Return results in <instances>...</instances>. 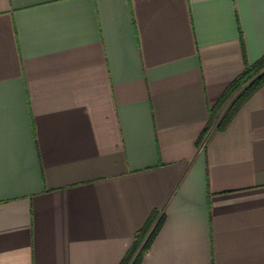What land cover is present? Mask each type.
Instances as JSON below:
<instances>
[{
	"label": "crops",
	"instance_id": "1",
	"mask_svg": "<svg viewBox=\"0 0 264 264\" xmlns=\"http://www.w3.org/2000/svg\"><path fill=\"white\" fill-rule=\"evenodd\" d=\"M263 56L264 0H0V264H120L155 211L140 264H264V84L217 127Z\"/></svg>",
	"mask_w": 264,
	"mask_h": 264
},
{
	"label": "trees",
	"instance_id": "2",
	"mask_svg": "<svg viewBox=\"0 0 264 264\" xmlns=\"http://www.w3.org/2000/svg\"><path fill=\"white\" fill-rule=\"evenodd\" d=\"M263 84L264 56L253 64H247L243 72L237 78H235V80L230 84V86L223 94L219 105L224 103L236 91L243 88L242 91L233 100L230 107L227 109L224 116L219 121L217 127L219 129H224L230 122L234 114L237 112V110L240 108V106L244 103V101H246V99ZM213 114H211L207 124L203 128L198 138L197 144L203 142V140L209 133L213 125ZM156 217L157 212L155 211L149 217L145 225L137 232L132 246L127 251L120 264H140L163 223V216L158 218V220L154 223Z\"/></svg>",
	"mask_w": 264,
	"mask_h": 264
},
{
	"label": "rangeland",
	"instance_id": "3",
	"mask_svg": "<svg viewBox=\"0 0 264 264\" xmlns=\"http://www.w3.org/2000/svg\"><path fill=\"white\" fill-rule=\"evenodd\" d=\"M238 94V92L235 94V96Z\"/></svg>",
	"mask_w": 264,
	"mask_h": 264
}]
</instances>
